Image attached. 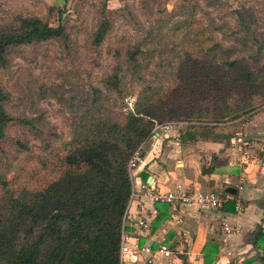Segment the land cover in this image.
I'll return each mask as SVG.
<instances>
[{"label":"trees","instance_id":"obj_1","mask_svg":"<svg viewBox=\"0 0 264 264\" xmlns=\"http://www.w3.org/2000/svg\"><path fill=\"white\" fill-rule=\"evenodd\" d=\"M165 2L159 1L160 17L155 24L142 26L132 15L130 22L139 33L135 37L123 33L106 48L111 69L94 77L85 105L75 104L68 139L58 148L32 154L23 139L8 137L9 127L33 130V122L7 113L8 96L0 86V264H117L120 223L130 193L127 161L149 137L154 124L177 119L233 120L257 107L254 96L264 99V64L253 69L234 45L218 39L215 31L221 25L199 1L179 0L169 10ZM195 11L207 16L206 26L194 17ZM233 12L236 24L230 35L240 34V44L254 40L251 8L237 2ZM58 13L54 26L44 17L27 12H11L0 18V68L5 67L15 48L32 43L54 40L69 54L70 38ZM114 14L103 0L97 25L88 39L89 50L95 52L102 45ZM188 30L195 41L180 42V54L173 65L155 63L150 78L144 79V69L155 53L163 52L166 43H175L177 32ZM165 53L169 58L174 49ZM123 67L140 88L133 111L114 112L102 103L98 88L102 83L122 98ZM46 90L58 102L70 105L59 93L57 82ZM49 144L47 140L43 148ZM18 153L26 154V158L19 160L11 177L5 179L2 171ZM139 175L145 180L143 172ZM220 208L233 212V203L228 201ZM253 244L264 261V228ZM204 249L202 264H211L217 245L206 243Z\"/></svg>","mask_w":264,"mask_h":264},{"label":"rangeland","instance_id":"obj_2","mask_svg":"<svg viewBox=\"0 0 264 264\" xmlns=\"http://www.w3.org/2000/svg\"><path fill=\"white\" fill-rule=\"evenodd\" d=\"M103 0H0V18L11 12H27L44 17L52 26L56 25L58 12L60 20L65 27L70 38V53H64L58 43L54 40L32 43L15 48V53L10 55L4 68H0V86L6 91L8 101L5 110L12 117H26L33 123V130H21L14 125L8 128L7 135L11 139L20 138L26 142L32 154H43L47 150L58 148L63 141L68 139V125L71 122L72 109L76 105L82 107L87 103V94L90 83L94 82V77L104 75L111 69V63L105 50L117 37L123 33H128L135 37L139 29L130 22V18L135 17L142 26L148 22L156 23L160 17L158 4L161 0H106V8L115 10L111 29L102 45L93 52L87 45L88 39L95 29L98 21L99 6ZM179 0H166L165 7L171 9L172 5ZM208 11L214 22L221 25V29L215 31L218 39L225 44L236 47L237 54L243 55L251 63L252 68L264 64V0H219L213 4H208V0H197ZM237 2L243 3L251 8L254 14V23L251 26V38L240 41L241 35H230V30L234 31L236 17L233 9ZM131 13V14H129ZM194 17L198 18L206 26L209 20L200 11L194 12ZM141 26V27H142ZM195 41L190 30L176 33L175 43H166L163 52L155 53L152 62L144 69V79H149L154 64L160 66L173 65L175 57L180 54V42L183 40ZM239 42V43H237ZM174 49V55L166 56L165 51ZM121 79L124 84V94L122 96H136L140 84L130 79L129 73L123 67ZM52 82L59 85V93L67 98L70 105L58 102L46 90ZM102 103H105L111 111H122V98L114 92L108 90L102 83L99 84ZM254 100L257 107L247 114L233 120L213 121L209 118L202 121H184L182 119L163 121L156 124L173 123L171 129L159 130L161 135L170 133L181 137L183 140L193 138L194 144L200 149L202 144V132L210 135L208 140L214 139V134L224 135L225 146L219 153L213 154L222 161L223 170L229 153V143L227 139L233 138V144L239 139L240 148L237 155L242 153L249 164L248 171L253 172V177L245 184L248 188H259L264 184V138L252 135L264 133V99L256 95ZM36 131H39L38 134ZM164 133V134H163ZM186 133V134H185ZM192 135L193 137L189 136ZM206 139V140H207ZM49 140L47 149L43 148L44 143ZM147 140H153L152 136L144 139L136 148L141 156ZM238 141V140H237ZM246 142V143H244ZM243 143V145H242ZM8 150L12 147L8 145ZM13 155L12 152H8ZM135 149V150H136ZM134 150V151H135ZM204 157V156H203ZM207 157V155L205 156ZM26 158V154L18 153L10 166L2 171V176L9 179L14 167L19 160ZM257 163L254 164V161ZM204 166L208 164L206 159L202 160ZM253 163V165H252ZM243 172V169H241ZM244 178H239L236 184L243 189ZM230 180H221L220 184H231ZM239 182V183H238ZM206 190V189H202ZM219 192L217 190H208ZM244 202V201H243ZM261 203V201H257ZM260 205V204H259ZM242 212V211H241ZM223 226V225H222ZM170 260V259H168Z\"/></svg>","mask_w":264,"mask_h":264},{"label":"crops","instance_id":"obj_3","mask_svg":"<svg viewBox=\"0 0 264 264\" xmlns=\"http://www.w3.org/2000/svg\"><path fill=\"white\" fill-rule=\"evenodd\" d=\"M214 135L212 140L206 138L210 136L208 134L201 135L203 137L200 138V149L194 144L193 138L183 140L172 133L154 136L152 141L147 140L144 145L142 160L134 171L135 178L147 182L149 177L147 183L161 190L169 189L176 183L199 190L206 189L203 191H224L226 186H232L236 190L239 185L236 182L239 178H244L243 189L241 188V193L237 192L242 198L243 208L240 213L227 212L221 208L208 210L172 207L165 203H152L145 197L136 198L129 207V216L142 215L149 221L148 228L140 233L139 243L155 245L164 239L172 252L170 260L161 259L157 255L154 264H202L206 243L217 245V253L213 256L211 264H264V261L259 259L260 250L256 249L254 244L251 247L245 238L247 231L258 222L260 215L256 212L253 200L264 194V184L259 188L245 187L253 177V172L245 173L250 168L245 160L247 157L242 153L237 155L236 148H240L241 143L233 144L232 140L227 142L230 151L222 170V163L219 164L222 159L216 157L213 152L216 154L223 150L224 136L218 132ZM203 159L208 162L206 166L202 165ZM254 160V164L257 163V159ZM202 168L207 170L202 171ZM140 172L146 175L145 180L141 179ZM225 179L232 183L220 184L221 180ZM223 224L229 227L239 224L240 229L237 233H227L223 230ZM263 228L264 221L263 227L255 234V241L257 233Z\"/></svg>","mask_w":264,"mask_h":264},{"label":"built area","instance_id":"obj_4","mask_svg":"<svg viewBox=\"0 0 264 264\" xmlns=\"http://www.w3.org/2000/svg\"><path fill=\"white\" fill-rule=\"evenodd\" d=\"M121 102L124 111H133L134 96H125ZM172 124V122L154 124L149 136H158L159 130H165L164 132L170 130ZM141 160L142 156L136 149L127 161L130 193L120 223L117 264H154L157 255L161 259L172 258V252L164 239L156 242L155 245L139 243L140 233L148 228L149 221L146 216H129V207L136 201V198L145 197L152 203H165L172 207L181 206L208 210L220 208L224 203L231 201L235 213L242 211V198L238 195L241 193L240 186L236 187V194L233 196L224 191H203L180 183L174 184L169 189L161 190L147 182L136 180L134 171ZM239 229V224L232 227L223 224V230L227 233H237Z\"/></svg>","mask_w":264,"mask_h":264},{"label":"water","instance_id":"obj_5","mask_svg":"<svg viewBox=\"0 0 264 264\" xmlns=\"http://www.w3.org/2000/svg\"><path fill=\"white\" fill-rule=\"evenodd\" d=\"M250 136H253V137L260 136V137L264 138V133H259V135L250 134ZM224 138H225V136H224ZM231 140L233 141V138L229 137L227 139V142H229ZM237 140H236V143L239 142V139H237ZM146 181L149 182V177L146 179ZM223 190H224L225 193L230 194V195H235V193H236L235 188L232 187V186H226V187H224ZM259 200L261 201V203L257 202ZM253 203H254V205L256 207V212L259 213L260 216H259L258 222H255L253 224V226L250 228V230H248L247 233H246L247 234L246 237H245L246 241L249 243V245L251 247H252L253 243L255 242V234H256V232L261 227H263V221H264V194H262L261 196H258L257 198H254Z\"/></svg>","mask_w":264,"mask_h":264}]
</instances>
